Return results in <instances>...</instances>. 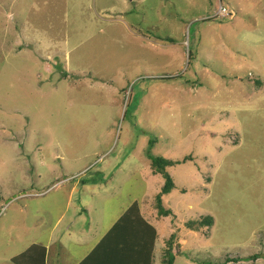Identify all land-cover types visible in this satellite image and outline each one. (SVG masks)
Wrapping results in <instances>:
<instances>
[{"label":"rangeland","instance_id":"1","mask_svg":"<svg viewBox=\"0 0 264 264\" xmlns=\"http://www.w3.org/2000/svg\"><path fill=\"white\" fill-rule=\"evenodd\" d=\"M255 79L264 0H0V264L65 249L74 264L111 236L120 253L134 202L158 232L152 264L171 235L174 264H264ZM190 155L159 214L150 157Z\"/></svg>","mask_w":264,"mask_h":264},{"label":"trees","instance_id":"2","mask_svg":"<svg viewBox=\"0 0 264 264\" xmlns=\"http://www.w3.org/2000/svg\"><path fill=\"white\" fill-rule=\"evenodd\" d=\"M225 7V6H224ZM219 17L217 13L215 17ZM223 17H233V12H229L228 15ZM213 17L206 18V20H212ZM205 20V21H206ZM171 43L172 40L169 38L164 39ZM192 54L189 52V59H191ZM253 75V74H252ZM251 75V76H252ZM180 76L173 77H164L161 79H172ZM258 85H264L263 81L260 79H255L254 81ZM157 139V138H155ZM157 142L156 140H151L150 143L154 144ZM191 159L190 156H185L183 160H170L166 159L162 156L150 157L151 166L154 171L161 175L164 179V184L161 187V191L156 195V206L158 208V212L161 215H168L171 213L170 210H167L163 206V196L170 193L175 187L176 183L173 177L170 175L167 170L168 167H171L175 164H179L181 162H187ZM213 224V218L209 215L204 216L200 220H191L187 223L188 227L191 229H198L200 226H211ZM116 233L115 237L121 234H125L122 236V240L124 241L123 248L120 249V253L116 252L113 249V236L102 239L93 249L92 251L84 257L78 264H152V253L155 245L157 231L154 226L149 223L143 214L140 211V204L138 202H134L123 214L120 216L118 222L115 223ZM116 239V238H115ZM173 235L167 240V248L165 249V254L162 258V261L165 264H174L175 255L173 253ZM112 244V245H111ZM117 245V242H116ZM21 255V254H20ZM17 255L14 257V261L17 264H31L32 258ZM45 261V259H44ZM228 261H234L233 259H227ZM240 261L239 259L236 260ZM33 264V263H32Z\"/></svg>","mask_w":264,"mask_h":264},{"label":"crops","instance_id":"3","mask_svg":"<svg viewBox=\"0 0 264 264\" xmlns=\"http://www.w3.org/2000/svg\"><path fill=\"white\" fill-rule=\"evenodd\" d=\"M71 187H72V190L70 191V196L72 195L73 192L75 193L77 191V189H78L79 186L73 185ZM60 221H61V217L54 224V227L52 228L51 233H50V241L48 243H50V242L53 243L54 242L53 240L55 238L52 237V235L54 233L53 231H55L54 229L57 228V226L59 225ZM60 241H62V237L60 239L56 240L55 242L57 243V242H60ZM92 249L88 252V254L92 251ZM67 255L71 259V256L73 255L71 249L70 250L69 249H65V250H62V251H53V252H50V251L47 250V257H46V259H47V261H49V263L50 262L51 263L53 262V264H60V263L63 264V262H65L66 259H67L66 258ZM83 259L84 258L82 257V260ZM74 260H75V263L73 262L74 264H78L81 261L80 260V261L77 262V259H74Z\"/></svg>","mask_w":264,"mask_h":264},{"label":"built area","instance_id":"4","mask_svg":"<svg viewBox=\"0 0 264 264\" xmlns=\"http://www.w3.org/2000/svg\"><path fill=\"white\" fill-rule=\"evenodd\" d=\"M225 8V7H224ZM225 12H226V8H225ZM229 14V12H227V13H225L224 15H228ZM223 16V15H222Z\"/></svg>","mask_w":264,"mask_h":264}]
</instances>
